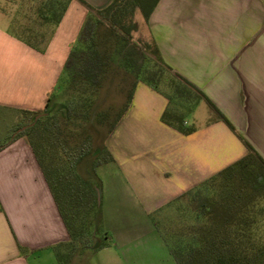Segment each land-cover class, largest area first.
I'll return each instance as SVG.
<instances>
[{
  "label": "crops",
  "instance_id": "crops-1",
  "mask_svg": "<svg viewBox=\"0 0 264 264\" xmlns=\"http://www.w3.org/2000/svg\"><path fill=\"white\" fill-rule=\"evenodd\" d=\"M112 1L0 0V112L9 114L0 142L23 111L46 108L87 5L100 10ZM58 4L66 10L56 23ZM12 20L23 35L11 32ZM146 29L172 73L235 131L204 99L186 121L194 132L182 134L161 120L166 97L138 82L105 142L114 162L98 195L111 244L84 251L73 264H178L157 220L247 156L243 139L264 160V0H160ZM203 104L208 112L199 114ZM68 239L32 148L25 138L12 140L0 150V264H58L55 248Z\"/></svg>",
  "mask_w": 264,
  "mask_h": 264
},
{
  "label": "trees",
  "instance_id": "trees-1",
  "mask_svg": "<svg viewBox=\"0 0 264 264\" xmlns=\"http://www.w3.org/2000/svg\"><path fill=\"white\" fill-rule=\"evenodd\" d=\"M159 1L113 0L100 10L87 5V18L46 108L23 111L26 122L21 128L26 129L15 132L0 148L21 137L32 148L69 235L55 248L58 264H73L84 251L111 244L103 227L98 168L114 162L105 142L128 109L138 82L166 97L168 107L161 120L182 134L194 132L186 121L204 99L218 120L235 131L205 95L172 73L153 41L138 43L144 52L140 67H132L126 58L122 73L112 68L117 46L131 41L138 29L136 14L147 23ZM57 7L56 23L66 5ZM114 73L133 85L119 112L110 104L101 106V90ZM243 141L250 152L247 156L176 201L185 207L182 219L166 226L157 220V229L178 264H264V160Z\"/></svg>",
  "mask_w": 264,
  "mask_h": 264
},
{
  "label": "rangeland",
  "instance_id": "rangeland-1",
  "mask_svg": "<svg viewBox=\"0 0 264 264\" xmlns=\"http://www.w3.org/2000/svg\"><path fill=\"white\" fill-rule=\"evenodd\" d=\"M135 21L138 25V29L137 31L133 32L132 40L125 42V44L122 45L121 48L120 46L119 47L117 46L115 56L113 57L112 55V57L114 58L112 68L117 69L116 72L118 73L119 72L122 73L120 69L123 68V61L126 58L130 59L132 67L134 68H138L141 65H143L144 64V52H142L139 49L138 43L140 41L151 43V39L149 38L147 34L146 22L144 21L143 17L140 14H136ZM9 28L12 33L23 35V33L20 32L17 26L13 23V20L10 22ZM115 60L117 61V63H114ZM132 88H133V85H130V83L121 80V74H115V73L112 74L111 77L107 79L105 86L101 90V93H100L102 96L101 106L102 107L104 106L105 108L107 107L108 104H110L113 106V109L116 112H119L123 106V103L125 102L124 99L128 91H130ZM206 107L207 106H204L203 104L201 108L198 110L199 111L198 113L199 114L204 113V112L207 113L208 110ZM8 115H9L8 113L0 112V125L2 123L5 124V122L3 121L8 120L7 119ZM24 122L26 121L21 119V121H19L20 126L19 124H14L13 122H10V124H8L7 128H10V135L9 136L6 135V137L4 135L2 136L4 137V139H2V141L0 142V148L5 144V142H7V140H9L14 135L15 132L18 133L22 130V128H24V127L21 128ZM3 128L4 127H0V131L4 130ZM108 169L110 171L111 169H113L110 164H106L98 168V178L100 179L101 187L105 183L106 179L110 178V176L112 175L111 173H109L110 171ZM100 203H101V198H100ZM182 205L184 206L185 203L183 202ZM185 215H186L185 207H182L178 204L168 216L160 220L158 219V222L162 226L164 225L166 226L168 224L173 225L177 223L180 219H182Z\"/></svg>",
  "mask_w": 264,
  "mask_h": 264
},
{
  "label": "water",
  "instance_id": "water-1",
  "mask_svg": "<svg viewBox=\"0 0 264 264\" xmlns=\"http://www.w3.org/2000/svg\"><path fill=\"white\" fill-rule=\"evenodd\" d=\"M40 116H41V115H40ZM40 116H38V117L36 118V120H37ZM24 129H26V127L22 128V130H24Z\"/></svg>",
  "mask_w": 264,
  "mask_h": 264
}]
</instances>
